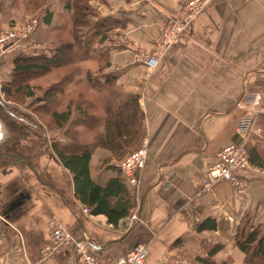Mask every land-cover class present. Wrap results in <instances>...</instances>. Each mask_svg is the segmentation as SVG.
<instances>
[{
  "label": "crops",
  "instance_id": "0c3cea01",
  "mask_svg": "<svg viewBox=\"0 0 264 264\" xmlns=\"http://www.w3.org/2000/svg\"><path fill=\"white\" fill-rule=\"evenodd\" d=\"M107 1L113 4L100 17H123L128 41L119 51L109 50L108 71L120 75L117 84L124 91L138 95L144 114L141 142L148 158L136 172L137 183L126 181L132 208L116 225L103 215L82 212L85 205L75 195L73 175L54 151L46 146L31 158L11 145L15 139L9 144L3 132L0 264H77L72 242L55 245L53 220L102 263L143 243L145 264H165L174 253L209 264H244L234 235L250 224L264 233V170L240 172V193L227 180L208 191L202 182L215 153L241 142L239 101L247 85L264 77V0H212L151 72L129 61L131 51L151 50L161 22L184 0ZM100 153L108 151L96 148L89 169L92 179L104 185L118 173ZM210 221L214 228H199Z\"/></svg>",
  "mask_w": 264,
  "mask_h": 264
},
{
  "label": "rangeland",
  "instance_id": "374dc122",
  "mask_svg": "<svg viewBox=\"0 0 264 264\" xmlns=\"http://www.w3.org/2000/svg\"><path fill=\"white\" fill-rule=\"evenodd\" d=\"M188 1L189 0H184L181 8L176 13L168 15L164 21L161 22L151 50L146 51L144 49L140 50V48H135L131 51L129 61H131L132 64L140 63L145 66L139 60L138 54L141 52L151 53L159 48L162 40V31L167 27L166 25L170 20L181 13ZM211 1L212 0L203 7L194 19ZM49 4L57 6H54L51 12L55 20L54 24L51 23V21L50 24L44 21L46 10H50L48 8L50 7ZM61 4L59 0H0V37L7 31L16 34V37H14L12 41V43L14 42L13 44L6 46V48H0V98L14 114L24 118L27 117L26 115H29L31 119L34 118L35 121H37L36 124H38L39 129L43 131V134H39L34 131L31 125L22 124L21 121L13 120L12 117L9 119L8 117L13 128L20 133L11 145L17 151L29 155L30 157L32 156L31 158L36 155L39 156L47 147L52 149L51 146L54 142L60 144L71 143L72 141L77 144L91 143L94 139V135L100 132V125H102V122L106 118V111L104 108L108 102H111L112 106L116 105L115 102L126 99L130 93L124 91L122 85L117 84L120 77L118 73H113L115 75V84L110 83L109 77L107 78V74L110 73L108 68L112 65L110 51L114 49L119 51L123 49L124 44H128V41H125L124 35L122 34V29H124L125 26H117L106 32V37L103 41L99 40L101 38L99 33L94 37L92 42L89 41L91 39L90 34L92 32L91 27L93 23L101 18V14H104L113 2L110 3L107 0H89L88 4L90 9L84 16L87 24L80 22L81 24L77 25H73L72 21V14L74 11L71 9L66 10L64 7L63 9L65 10H61ZM118 20L125 19L121 17V19ZM187 27L188 26L184 28L175 42H172L165 48L166 50L163 55L170 46L179 40ZM76 36L83 37L85 40L84 42L89 41V48L91 51H88L89 54L85 59L71 62L65 66L55 67L48 73H34L26 76L24 82L29 86L27 91L33 92L31 96L25 95L27 91H15L14 87L18 80L16 76L13 82H9L13 76L12 69L15 57L21 54L28 55L31 53L46 52L47 49L58 47L60 41H73ZM107 54L108 57H106ZM107 61L108 66L105 68L104 66ZM151 71L152 70L149 71L147 69V72ZM64 76L68 77V83H63L64 87L61 91L55 93L54 98L50 100L44 99V95L46 94L45 91L50 90L52 87L58 89L60 82L64 80ZM9 83L11 85L10 95H6L4 93V88L7 87ZM254 92L260 95V101L264 103V77H259L255 79L254 82L247 85L243 96L245 97L246 94ZM38 97L42 99L38 100ZM75 104L81 105L85 113L82 115L76 114L74 110ZM69 105L71 107V116L68 118L67 123L62 126L63 128H58L51 118L50 112L52 109L62 111ZM247 109V107L240 108L241 112H245ZM2 111L4 112V110L0 108V113L3 114ZM4 114L6 113L4 112ZM84 115H89L90 117L87 118ZM74 116H76L75 119L73 118ZM96 117L99 119V123L94 124V121L96 123ZM262 117L264 116L260 114L255 115V122L252 129L241 141L245 142L246 145H257L264 153V119H262ZM43 135L46 136L47 140H45ZM39 145L44 146L38 149ZM141 146L142 142L134 150L126 153L124 157L120 159H116L115 156L109 152L104 156L100 153V157L103 159V163L110 161V163L114 165L128 159L131 154L137 151ZM97 148L108 151L99 146ZM242 189L243 186L241 191ZM236 192L240 193L238 189H236ZM175 254L193 258L184 253H174V255Z\"/></svg>",
  "mask_w": 264,
  "mask_h": 264
},
{
  "label": "trees",
  "instance_id": "16d2710c",
  "mask_svg": "<svg viewBox=\"0 0 264 264\" xmlns=\"http://www.w3.org/2000/svg\"><path fill=\"white\" fill-rule=\"evenodd\" d=\"M59 1L66 10L71 9L74 11L72 14L73 25L81 24L80 22L87 24L84 16L90 9L89 0ZM51 16L52 13L46 10L44 15L45 23L50 24ZM124 25L125 20H118L111 16L101 17L93 23L89 41L92 42L98 33L101 36L99 40L103 41L106 37V32L114 27H123ZM84 41L83 37L76 36L73 41H60L58 47L47 49L43 53L18 55L14 59L13 76L9 82H13L16 76L18 80L14 87L15 91L26 92L29 89V86L24 82L26 76L34 73H48L55 67L65 66L71 62L85 59L89 54L88 51L91 50L89 41H86L88 43ZM106 57H108V54ZM107 66L108 61L104 67L106 68ZM110 73L107 74V78L109 77L110 83L115 84V75ZM67 78L63 77L64 80L62 79L63 81L60 82L61 85L59 84L58 89L52 87L50 90L45 91L44 99L50 100L54 98L55 93L61 91L64 87L63 83H68ZM10 83L4 88L6 95H10ZM32 94V91L25 93L28 96ZM40 99L42 98L38 97V100ZM115 104L112 106L111 102H108L104 108L106 118L100 125V132L94 135L91 143L77 144L72 141L73 143L60 144L54 142L51 146L60 163L73 175L76 197L88 208L91 214L103 215L113 225H116L122 217L128 216L132 208L131 195L128 192L124 176L117 169V176L110 178L104 185L96 183L92 179L89 169L91 156L99 146L107 149L116 159H120L140 145L144 137V114L139 106L138 96L129 94L126 99L115 102ZM70 108L69 105L62 111L52 109L50 112V116L58 128L67 123L68 118L71 116ZM74 110L78 115L85 113L79 104H75ZM84 116L90 117L89 115ZM73 118L75 119L76 116ZM97 123H99V119L96 117V123L94 121V124ZM245 148L250 164L264 170V153L260 151L259 147L245 144ZM110 164L112 166V163ZM205 227L214 228L215 224L210 221L209 225L204 222L199 226L200 229ZM234 241L245 254V264H264V234H262L259 225L250 224L248 227L245 225L238 227L234 235ZM258 258L260 261H258ZM200 261L209 264L207 259H200Z\"/></svg>",
  "mask_w": 264,
  "mask_h": 264
},
{
  "label": "built area",
  "instance_id": "2783aa9c",
  "mask_svg": "<svg viewBox=\"0 0 264 264\" xmlns=\"http://www.w3.org/2000/svg\"><path fill=\"white\" fill-rule=\"evenodd\" d=\"M210 0H189L181 13L170 20L167 27L162 31V40L153 52H141L138 54L139 60L150 71L153 70L166 50L165 48L172 42H175L186 26H189L194 17L205 7ZM16 37L13 32H5L0 37V48L9 46ZM239 101V108L247 107L245 112H242L236 124V132L243 140L248 132L252 129L255 122V115L264 116V103L260 101V95L257 92L246 94ZM246 105V106H245ZM147 160L146 145L142 146L131 154L125 161H120L113 166L124 176L125 180L130 185L137 183L136 172L143 168ZM246 170H260L258 167L250 164L248 160L245 142L231 143L218 150L214 159L208 164L206 175L202 182V190L208 191L211 187L220 180H227L233 186L241 191L243 182L239 177V173ZM82 212L89 213L86 206H82ZM131 219H137L136 214H132ZM51 236L56 246L65 243H73L74 250L77 254V264H145L147 259V248L143 243H137L125 253L108 263H102L93 253L88 245L81 241L73 239L64 225L56 220L50 223ZM165 264H205L204 262L184 255L173 254L169 257Z\"/></svg>",
  "mask_w": 264,
  "mask_h": 264
},
{
  "label": "flooded vegetation",
  "instance_id": "af4514ba",
  "mask_svg": "<svg viewBox=\"0 0 264 264\" xmlns=\"http://www.w3.org/2000/svg\"><path fill=\"white\" fill-rule=\"evenodd\" d=\"M0 108L2 110H4V112L7 114H3L0 113V121H2V125H1V130L3 132H5L7 134V142H10L14 139H16L18 136H19V131H17L15 128H13L12 126V123L9 121L10 117L13 118V120H19L22 122V124H29L31 125L33 128H34V131L39 133V134H43V131L41 129H39V126L37 123V121H35V119H31L29 118V115H26L27 117H22V116H19V115H16L14 114L13 112H11V110L8 109V107L4 104V101L0 98ZM6 116V117H5ZM9 117V119H8ZM1 153L3 152H0V157H3L4 155H2ZM4 154V153H3ZM17 160L14 158V164L17 165Z\"/></svg>",
  "mask_w": 264,
  "mask_h": 264
},
{
  "label": "water",
  "instance_id": "95a60500",
  "mask_svg": "<svg viewBox=\"0 0 264 264\" xmlns=\"http://www.w3.org/2000/svg\"><path fill=\"white\" fill-rule=\"evenodd\" d=\"M2 121H0V128H1V125H2ZM2 136H3V131L0 129V139L2 138Z\"/></svg>",
  "mask_w": 264,
  "mask_h": 264
}]
</instances>
